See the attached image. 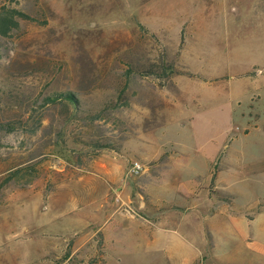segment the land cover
I'll return each mask as SVG.
<instances>
[{
  "label": "rangeland",
  "instance_id": "rangeland-1",
  "mask_svg": "<svg viewBox=\"0 0 264 264\" xmlns=\"http://www.w3.org/2000/svg\"><path fill=\"white\" fill-rule=\"evenodd\" d=\"M6 10L0 264H264V0Z\"/></svg>",
  "mask_w": 264,
  "mask_h": 264
},
{
  "label": "trees",
  "instance_id": "trees-1",
  "mask_svg": "<svg viewBox=\"0 0 264 264\" xmlns=\"http://www.w3.org/2000/svg\"><path fill=\"white\" fill-rule=\"evenodd\" d=\"M17 16L25 19H30L29 16L17 10H6L0 13V37H6L10 33V31H12L14 28L18 26V23L16 21ZM45 101L47 102V104L59 103V104H64L66 106H70L74 109L75 112L77 111V107L79 106V102L78 99L76 98V95L71 92L55 94L53 96L47 97ZM3 127L4 126L0 123V129H3ZM12 129H13L12 127L9 128L10 131ZM34 130H32L31 133H34ZM93 147L107 148L108 146L96 145ZM56 152L60 153V155H62L61 157L65 161L69 160L68 158H66V155L64 154L61 148L56 149Z\"/></svg>",
  "mask_w": 264,
  "mask_h": 264
},
{
  "label": "built area",
  "instance_id": "built-area-1",
  "mask_svg": "<svg viewBox=\"0 0 264 264\" xmlns=\"http://www.w3.org/2000/svg\"><path fill=\"white\" fill-rule=\"evenodd\" d=\"M141 165L138 162H132L131 166L129 167L128 175L137 176L141 172Z\"/></svg>",
  "mask_w": 264,
  "mask_h": 264
},
{
  "label": "crops",
  "instance_id": "crops-1",
  "mask_svg": "<svg viewBox=\"0 0 264 264\" xmlns=\"http://www.w3.org/2000/svg\"><path fill=\"white\" fill-rule=\"evenodd\" d=\"M128 171H129V170H128ZM128 171H127V176H128ZM115 178H116V177H115ZM114 180H115V179H114ZM117 180H118V179L116 178L115 181H117ZM118 181H119V180H118ZM118 181H117V182H118ZM140 208H142V206H139V209H140ZM159 216H160V215H156V218H159Z\"/></svg>",
  "mask_w": 264,
  "mask_h": 264
}]
</instances>
